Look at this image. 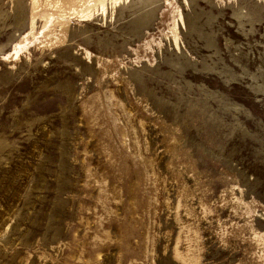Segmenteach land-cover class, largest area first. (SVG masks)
Returning <instances> with one entry per match:
<instances>
[{"label":"rangeland","instance_id":"obj_1","mask_svg":"<svg viewBox=\"0 0 264 264\" xmlns=\"http://www.w3.org/2000/svg\"><path fill=\"white\" fill-rule=\"evenodd\" d=\"M0 264H264V0H0Z\"/></svg>","mask_w":264,"mask_h":264},{"label":"bare ground","instance_id":"obj_2","mask_svg":"<svg viewBox=\"0 0 264 264\" xmlns=\"http://www.w3.org/2000/svg\"><path fill=\"white\" fill-rule=\"evenodd\" d=\"M27 49H28V47H27Z\"/></svg>","mask_w":264,"mask_h":264}]
</instances>
